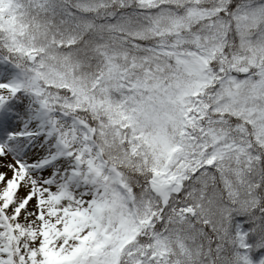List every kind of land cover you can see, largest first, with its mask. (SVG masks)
<instances>
[{"label": "snow or ice", "instance_id": "1", "mask_svg": "<svg viewBox=\"0 0 264 264\" xmlns=\"http://www.w3.org/2000/svg\"><path fill=\"white\" fill-rule=\"evenodd\" d=\"M0 264H264V0H0Z\"/></svg>", "mask_w": 264, "mask_h": 264}]
</instances>
